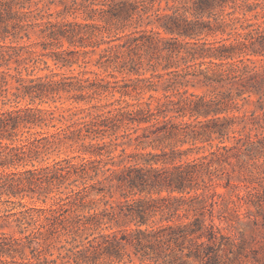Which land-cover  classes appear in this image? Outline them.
<instances>
[{
	"label": "trees",
	"instance_id": "obj_1",
	"mask_svg": "<svg viewBox=\"0 0 264 264\" xmlns=\"http://www.w3.org/2000/svg\"><path fill=\"white\" fill-rule=\"evenodd\" d=\"M243 205L264 219V0H0V264H264L213 221Z\"/></svg>",
	"mask_w": 264,
	"mask_h": 264
},
{
	"label": "rangeland",
	"instance_id": "obj_2",
	"mask_svg": "<svg viewBox=\"0 0 264 264\" xmlns=\"http://www.w3.org/2000/svg\"><path fill=\"white\" fill-rule=\"evenodd\" d=\"M58 8H60V6H56L55 4H52L50 6L49 11L54 12ZM66 46H67V44L64 43L63 47H66ZM91 57H92V62L88 66L89 69H88V72L86 75L91 76V75H93V72H97L98 74L100 73L101 75H105L106 74L105 72H102L100 69L96 68V66L93 65V61L97 57V54H93ZM48 64L50 66L49 68H54V71L59 72V73H71V72L76 73L78 71V68L76 66H74V68H75L74 70H69L67 68H61V69L57 68L52 64L51 60H49V59H48ZM46 72H48V69H44V70L39 71V73H41V74L46 73ZM190 90L195 91L196 93H204L205 92L202 89H192L191 88ZM254 108H255L254 101H251V102L244 104L240 108V111L234 112V114L239 115V116L242 115L244 112L249 114ZM67 153L73 154V152H65V151H61L60 153H53V154L49 155V157L43 162H51L54 158L62 157ZM216 190H217V192H221V193L226 191L225 188H223L222 186H217ZM22 202L28 206L32 204V202L29 201L27 198L22 199ZM33 204L43 205L40 202H34ZM239 212H240L241 218L234 225H228V223L224 222V220L218 219L217 216H214L213 221L217 225H219L223 229V232H225V233H231L232 235H239L241 233L249 239L253 238V239H255V241H264V219L262 218V216L255 213V209L253 206L248 211L247 207L243 205L239 208ZM215 214H216V212H215ZM0 232L17 234L15 232L14 227L0 229Z\"/></svg>",
	"mask_w": 264,
	"mask_h": 264
}]
</instances>
